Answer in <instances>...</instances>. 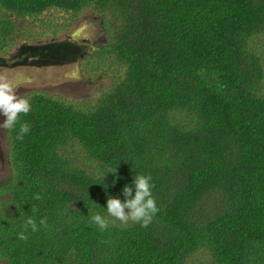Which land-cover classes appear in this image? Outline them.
<instances>
[{"label":"trees","instance_id":"trees-1","mask_svg":"<svg viewBox=\"0 0 264 264\" xmlns=\"http://www.w3.org/2000/svg\"><path fill=\"white\" fill-rule=\"evenodd\" d=\"M86 12L107 18L89 65L109 84L27 94L7 133L0 264H264V0H0V54ZM136 173L159 208L147 227L106 210ZM29 216L39 231L21 241Z\"/></svg>","mask_w":264,"mask_h":264},{"label":"rangeland","instance_id":"rangeland-1","mask_svg":"<svg viewBox=\"0 0 264 264\" xmlns=\"http://www.w3.org/2000/svg\"><path fill=\"white\" fill-rule=\"evenodd\" d=\"M107 18L83 13L75 23L38 40H19L7 53L0 54V73H7L18 95L45 91L69 100L96 97L109 84L89 65L96 48L107 43ZM6 119L0 114V124ZM8 130L0 128V181L9 174ZM198 261L205 257H198ZM199 263V262H198Z\"/></svg>","mask_w":264,"mask_h":264},{"label":"clouds","instance_id":"clouds-1","mask_svg":"<svg viewBox=\"0 0 264 264\" xmlns=\"http://www.w3.org/2000/svg\"><path fill=\"white\" fill-rule=\"evenodd\" d=\"M31 110L29 98L18 95L14 84L7 73H0V114L6 117L4 122L0 124V128L11 130L13 129L21 114L27 115ZM28 123H21L17 139H23L24 135L30 132ZM117 169L109 170L108 173L115 174ZM152 177L141 173H136L132 179L131 185L123 187L122 201L119 198L107 197V214L108 216L119 220L126 225L129 221L139 223L141 227H147L153 220V217L159 212L156 199L152 194ZM107 187V186H105ZM134 187V195H133ZM37 200L42 199L38 193L34 195ZM93 202V201H92ZM93 205L95 202H93ZM90 211V209H89ZM35 212V209H33ZM90 223L96 225L102 232L108 228V219L99 212H92L90 215ZM39 226L47 228V218L43 217L39 221ZM23 231L17 234V238L21 241H27L28 236L25 234L29 229L32 232L39 231L37 221L34 216H29L22 225Z\"/></svg>","mask_w":264,"mask_h":264}]
</instances>
